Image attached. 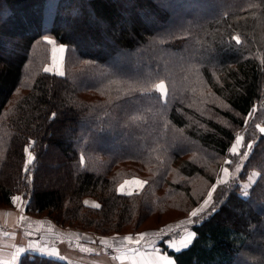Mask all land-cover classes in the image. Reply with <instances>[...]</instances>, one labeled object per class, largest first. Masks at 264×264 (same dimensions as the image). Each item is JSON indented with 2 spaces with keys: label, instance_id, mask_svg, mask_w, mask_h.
<instances>
[{
  "label": "trees",
  "instance_id": "obj_1",
  "mask_svg": "<svg viewBox=\"0 0 264 264\" xmlns=\"http://www.w3.org/2000/svg\"><path fill=\"white\" fill-rule=\"evenodd\" d=\"M196 1L213 12L167 7L189 0H0L2 207L20 195L25 212L63 227L136 235L185 219L211 191L185 222L187 246L170 249V234L155 245L175 264H264V0ZM124 15L132 25L107 43L100 24ZM45 38L65 46L61 75L46 69ZM135 176L138 191H118ZM18 264L69 263L25 252Z\"/></svg>",
  "mask_w": 264,
  "mask_h": 264
},
{
  "label": "rangeland",
  "instance_id": "obj_2",
  "mask_svg": "<svg viewBox=\"0 0 264 264\" xmlns=\"http://www.w3.org/2000/svg\"><path fill=\"white\" fill-rule=\"evenodd\" d=\"M189 1V6H193L190 9L182 8L179 2L170 4L167 7L172 10H175V15L179 17L186 15L192 17L195 15L196 17L200 15L201 17L202 15H208L209 13L213 12V9H205L204 4L198 3L199 1ZM161 7L163 8L164 6ZM2 12L4 13L3 15H5V10H3ZM139 15V20L145 24L153 25L158 23L157 20H153L151 16L149 17L148 21H145L146 16L142 14ZM124 17L125 18L122 22L117 24L114 22V25L112 26L107 23L100 24L102 34L107 43H110L111 39L116 37L118 30H121L123 28H129L132 25V19L127 18L126 15H124ZM45 40L50 44L51 53L50 63L46 66V69L48 71L55 72L61 75L63 73V57L65 52V46L54 43V41L50 38H45ZM89 43L91 44V42ZM86 47L88 46L86 45ZM61 48L64 49L62 52L60 51ZM89 48H93V46H89ZM114 60H119V58L117 57ZM161 83L163 82H160L157 85V88L159 91H161V93L164 94L165 85L163 83V87H159ZM261 130L264 131V127H262ZM62 131L63 133H66L68 135L70 130L65 127ZM58 135L59 133L54 135V138H57ZM241 147V136H239L236 142L233 144L231 151L236 154L237 152H239ZM49 152H51V154L49 155L51 159H55V155L57 156L55 148H50ZM242 158H244V155H242ZM31 160L32 154L28 151L27 161ZM243 162L244 160H240L233 166L230 171L228 169H224L221 172L220 180L223 181L227 178H236L239 174ZM255 175L250 176L249 182H253L255 180ZM134 180H139L142 185L144 184V180H141L136 176L129 177L127 179H124L119 184L118 191L122 193H132L138 191L142 186H137L136 184L132 183V181ZM246 186L249 187L250 184L246 183ZM210 195L211 191L209 192L207 197L200 203V205H198L196 210H200L206 207L207 204H205V200L210 201ZM90 201L91 200L89 199L85 201V203L89 205ZM2 206L3 205H0V207ZM90 207H98V203L96 202V206L90 205ZM191 217L192 216L190 214L185 219H181L177 222H172L164 230H147L146 232L141 233L144 235L143 239L140 240V243L134 242L136 239L139 238L140 234L103 235L93 231L84 230L83 228L72 226L63 227L61 225L56 224L53 220V222L50 221L51 225L47 226V224H45L43 226L42 231H38L39 233L36 232V230H39V228L36 229L37 227L34 226L35 232H33V239H31L29 236L27 238L22 235V232L25 233L26 229L29 235L30 228L28 225L26 226L23 224V226L17 228V231L12 232L17 240H15L14 237L12 241H10V238H7L9 241L3 245L0 250V253L3 256L12 255L14 257V259L9 264H14L17 253H22L23 251L38 253L41 255L52 257L54 259L59 258L61 260L67 261L69 264H121V261L123 262V264H169V261H171L172 264H175L171 256H169L165 251H160L157 245H155V241L160 240V237L162 235L164 237L166 234H170V237H166L165 240L168 247L172 250L184 248L190 241V239L188 238L189 234H192L191 230L189 229V226H187L185 222L186 220L190 221ZM164 220L165 218L160 220L158 223H151L149 221L145 222L144 225L153 226L163 222ZM73 229H75L76 231H74V233H70ZM169 229H171V231H169ZM0 230L2 231L3 228H0ZM155 231H157V236L154 235ZM128 237H132L133 239L129 240ZM181 241H184V243L182 244ZM173 244L175 245V247L171 246ZM57 246L59 247L58 249Z\"/></svg>",
  "mask_w": 264,
  "mask_h": 264
},
{
  "label": "crops",
  "instance_id": "obj_3",
  "mask_svg": "<svg viewBox=\"0 0 264 264\" xmlns=\"http://www.w3.org/2000/svg\"><path fill=\"white\" fill-rule=\"evenodd\" d=\"M89 200V198H85L84 201ZM91 201H94L90 199ZM89 205L96 206V202H91ZM25 204L26 202H23V199L19 195H15L13 197L12 205L9 207H0V228H3V230H0V250L3 247V245L8 242L9 240L7 238H10V241L13 240V237L15 240L16 237L12 232L17 231V228L24 225H28L29 228V235L27 229L25 230V233L22 232V235L28 238V236L33 239V232H35V227L36 226L39 230H36L37 233L38 231H42L43 226L47 224V226L51 225L50 220L47 218H37L31 214H28L25 212ZM38 225V226H37ZM76 231L75 229L71 230L70 233H74ZM6 232V233H3ZM5 238V239H3ZM59 247L57 246V249ZM25 253L23 251L22 253H17V256L15 257V262L14 264H18L20 256ZM14 257L12 255H5L3 256L0 253V264H9ZM59 259V258H58ZM121 264L123 262L121 261Z\"/></svg>",
  "mask_w": 264,
  "mask_h": 264
},
{
  "label": "snow or ice",
  "instance_id": "obj_4",
  "mask_svg": "<svg viewBox=\"0 0 264 264\" xmlns=\"http://www.w3.org/2000/svg\"><path fill=\"white\" fill-rule=\"evenodd\" d=\"M46 39H47V38H46ZM49 42H51V41H49ZM63 50H64L63 48L60 49L61 52H62ZM61 73H62V72H61ZM159 87H163V83H161V84L159 85ZM132 183L136 184L137 186H142V183H141L139 180H134V181H132ZM210 197H211V196H210ZM208 203H209V201H208V200H205V204H208ZM199 211H202V209H200V210H194V211L191 213V216H192V217H197ZM191 222H192V221H189V223H191ZM169 231H171V229H169ZM143 235H144V234H140L139 238L136 239L134 242H138V243H140V240L143 239ZM154 235H158V234H155V233H154ZM192 235H194V234H189V237H188V238L191 239ZM128 239H129V240H132L133 238H132V237H128ZM181 243L183 244L184 241H181ZM171 246H172V247H175L174 244L171 245ZM169 264H172V262L169 261Z\"/></svg>",
  "mask_w": 264,
  "mask_h": 264
}]
</instances>
